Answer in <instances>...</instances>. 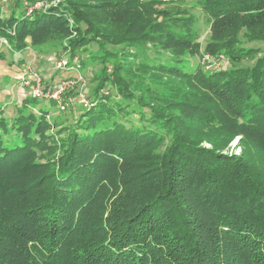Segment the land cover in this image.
<instances>
[{"label": "trees", "instance_id": "obj_1", "mask_svg": "<svg viewBox=\"0 0 264 264\" xmlns=\"http://www.w3.org/2000/svg\"><path fill=\"white\" fill-rule=\"evenodd\" d=\"M12 1L6 49L99 71L68 125L0 106V264H264V0Z\"/></svg>", "mask_w": 264, "mask_h": 264}, {"label": "rangeland", "instance_id": "obj_2", "mask_svg": "<svg viewBox=\"0 0 264 264\" xmlns=\"http://www.w3.org/2000/svg\"><path fill=\"white\" fill-rule=\"evenodd\" d=\"M2 4V10L4 13H7L10 9L13 8V1L12 0H0ZM185 4L189 7L190 5L194 4V0H185ZM191 11L194 12L198 17L197 27L199 30L200 35V42L202 45L206 42L208 38V25L205 22V17L199 8H191ZM243 39V37L241 36ZM246 46L258 48L259 51L264 48V43H247ZM4 48V55L0 57V66H4L10 68L12 70H17L18 65L16 61L22 60L25 64H31L32 67L39 72L40 77L42 79V84L44 86H53L58 82L62 81L63 79L74 78L77 75H81V81L76 82L73 86L69 87L64 94L62 95V103L61 104H50V100H41L43 103H49L48 106V115L47 119L50 121H56L58 124L61 125H68L73 120L75 115L81 109V104L78 102L76 96L78 92H83L86 94V97L92 94V90L97 83L95 80V76L98 74L99 71V64L97 63H88L83 67H78L76 62L79 61V58L85 59V53L79 52L76 54L72 60H70L71 64H68L66 68H60L57 65V62L62 58H65V52L61 50V48H55L53 46L47 45L44 47L42 51H38V49H34L30 47L27 50L31 53L30 57L23 54H16L14 52L9 51L6 49L7 47L2 45L0 46L1 49ZM220 60H215L214 57L211 55H205L203 58H199L197 56L190 58L191 65H195L198 62L204 66L205 62H211L212 64L209 65L206 70H211L213 68H224L229 67L230 63L228 61L222 60V56H220ZM249 60H242L239 62V65H247L249 64ZM73 66L74 69H68L69 66ZM213 66V67H212ZM0 79L4 82V88H1L0 84V106H4V111L6 114L11 113L15 108L16 104L12 101L15 99L14 92L10 93L9 87L12 84V80L9 76H1ZM29 90V89H28ZM105 89H102V91ZM29 90V94H30ZM29 97H32L30 94ZM63 102H67V104L63 105ZM33 112L38 114L36 108H34ZM54 129V128H53ZM237 138H235L231 142L230 150L234 149L235 152L240 151V147L236 146Z\"/></svg>", "mask_w": 264, "mask_h": 264}, {"label": "built area", "instance_id": "obj_3", "mask_svg": "<svg viewBox=\"0 0 264 264\" xmlns=\"http://www.w3.org/2000/svg\"><path fill=\"white\" fill-rule=\"evenodd\" d=\"M60 0H54L52 2H48L47 0H35L33 2H29L25 7V13L27 15L32 14L35 11L45 10L51 3L55 4ZM6 46L9 48L5 39L0 38V46ZM57 65L60 68L68 67V60L62 58L57 62ZM68 69H74L73 66H69ZM81 75H77L74 78H65L62 81L58 82L53 86H44L42 84V79L38 71H36L31 64H24L22 67V71L17 76V80L20 85L24 88H29L30 94L32 97L39 100H52L58 104L62 103V95L64 92L71 86H73L76 82L81 81ZM78 102L87 107L89 104V100L86 97V94L83 92H78L76 96ZM67 104V102H63V105Z\"/></svg>", "mask_w": 264, "mask_h": 264}, {"label": "crops", "instance_id": "obj_4", "mask_svg": "<svg viewBox=\"0 0 264 264\" xmlns=\"http://www.w3.org/2000/svg\"><path fill=\"white\" fill-rule=\"evenodd\" d=\"M4 50H5L4 48L1 49L0 57H3ZM27 50H31V49L27 48V49L22 50L20 52L15 51L14 53H16V54H23L24 53L26 56L30 57L31 53ZM16 64L18 65L17 70H12L10 68L0 66V77L5 75V76H9L11 78L12 84L10 85L9 90H10V93L14 92V95H15V99H13L12 102L14 104H19L23 98L28 97L30 94H29V90H28L29 88L27 89V88L22 87L17 80V76L22 71V67L25 63H24V61L19 60V61H16ZM0 84H1V88H4L3 86H5V84L1 79H0Z\"/></svg>", "mask_w": 264, "mask_h": 264}]
</instances>
